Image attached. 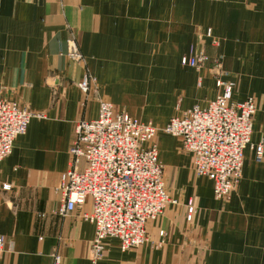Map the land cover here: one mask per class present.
Wrapping results in <instances>:
<instances>
[{
	"label": "crops",
	"instance_id": "crops-1",
	"mask_svg": "<svg viewBox=\"0 0 264 264\" xmlns=\"http://www.w3.org/2000/svg\"><path fill=\"white\" fill-rule=\"evenodd\" d=\"M208 28L217 47L204 36ZM202 39L209 60L182 65ZM217 56L235 83L231 101L254 98L251 142L264 141V0H0V100L42 113L0 163V264H53L55 255L60 264H92L94 224L81 217L91 205L61 215L55 190L75 122L94 119L106 99L163 127L215 98ZM85 76L87 93L78 87ZM158 132L165 189L176 203L148 222L138 247L123 251L119 239L105 238L99 264H264V155L258 161L246 146L237 185L218 200L180 140Z\"/></svg>",
	"mask_w": 264,
	"mask_h": 264
},
{
	"label": "built area",
	"instance_id": "built-area-1",
	"mask_svg": "<svg viewBox=\"0 0 264 264\" xmlns=\"http://www.w3.org/2000/svg\"><path fill=\"white\" fill-rule=\"evenodd\" d=\"M205 38L217 47L220 41L206 29ZM69 55L79 60L72 48ZM221 56L213 60L217 94L205 107L195 105L171 118L163 127L140 121L124 111H118L106 100H98L97 116L75 122L68 148L69 163L61 173L55 190L60 194L58 213L67 215L89 202V211L81 217L94 224V237L89 258L99 264L104 255L103 240L119 239L121 250L142 245L147 240L146 226L155 220L168 204L163 181V164L158 158L154 141L158 129L180 140L181 147L192 157L193 171L212 182L213 196L229 199L242 170L243 150L254 149L256 160L264 155V141L251 142L255 100L247 97L232 102L234 81L224 79ZM209 60L205 41L200 40L181 58V64L202 68ZM91 79L85 76L78 83L87 93ZM42 116L19 102L0 100V163L12 150L16 137L25 133L32 117ZM4 190L10 188L4 184ZM196 212L192 199L185 203V219L191 222ZM162 234V233H160ZM0 235V252L3 248ZM53 264H60L55 255Z\"/></svg>",
	"mask_w": 264,
	"mask_h": 264
},
{
	"label": "rangeland",
	"instance_id": "rangeland-1",
	"mask_svg": "<svg viewBox=\"0 0 264 264\" xmlns=\"http://www.w3.org/2000/svg\"><path fill=\"white\" fill-rule=\"evenodd\" d=\"M256 106V105H255ZM42 114V113H41ZM173 118V117H172ZM156 128H157V126H156ZM158 128H161V127H158ZM158 130H160V129H158ZM158 130H157V132H156V134H155V137H156V135L159 133L158 132ZM162 131V130H161ZM155 137H154V141H155ZM156 143V142H155ZM157 145V144H156ZM158 149V148H157Z\"/></svg>",
	"mask_w": 264,
	"mask_h": 264
}]
</instances>
